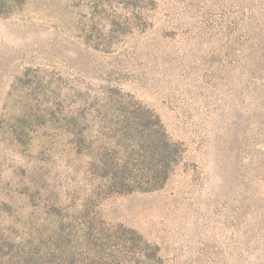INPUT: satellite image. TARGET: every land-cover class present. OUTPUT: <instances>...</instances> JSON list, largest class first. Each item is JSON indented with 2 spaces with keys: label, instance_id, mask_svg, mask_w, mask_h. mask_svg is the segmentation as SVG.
<instances>
[{
  "label": "rangeland",
  "instance_id": "374dc122",
  "mask_svg": "<svg viewBox=\"0 0 264 264\" xmlns=\"http://www.w3.org/2000/svg\"><path fill=\"white\" fill-rule=\"evenodd\" d=\"M94 1L25 0L19 11L0 17V128L23 104L27 89L16 84L19 78L32 81L28 94L37 74L66 89L111 86L130 94L159 116L183 154L161 189L110 197L99 205L100 217L157 245L165 264H264V110L259 113L245 84L242 51L229 55L228 40L215 33L234 7L153 0L155 9L137 20L140 32L129 27L108 44L101 25L112 16L130 25V0H101L104 15L85 6ZM93 23L100 32L85 44ZM98 37L105 41L96 50ZM2 130L4 226H18L31 210L21 194L24 168L34 171L37 188L44 186L42 202L82 197L83 160L63 146L51 156L33 147L23 157Z\"/></svg>",
  "mask_w": 264,
  "mask_h": 264
},
{
  "label": "trees",
  "instance_id": "16d2710c",
  "mask_svg": "<svg viewBox=\"0 0 264 264\" xmlns=\"http://www.w3.org/2000/svg\"><path fill=\"white\" fill-rule=\"evenodd\" d=\"M206 1L210 0L190 3L200 8ZM217 1L234 7L225 13L224 25L214 29L228 40L229 55L242 51L245 84L253 89L260 113V108L264 110V0ZM101 2L85 6L104 15ZM24 3L0 0V17L19 11ZM155 5L153 0H130L134 19L130 25L113 16L104 20L107 26H101L108 31L101 30V35L109 40L106 43H114L113 36L129 27L130 32H140L137 20ZM204 26L198 28L199 34ZM89 28L85 44L94 39V31L100 32L95 23ZM104 41L96 38L93 48L98 50ZM36 78L30 94L32 81L16 80L27 90L18 114L6 122L5 133L26 158L33 147L39 155L66 148L71 158L83 160L87 188L72 203H60L58 197L42 202L44 186L37 188L34 171L24 168L27 181L21 194L31 210L18 219V226L0 221V264H165L157 245L132 228L105 221L97 210L113 196L161 189L181 160V145L171 140L159 116L118 88L81 91L55 84L50 76Z\"/></svg>",
  "mask_w": 264,
  "mask_h": 264
}]
</instances>
